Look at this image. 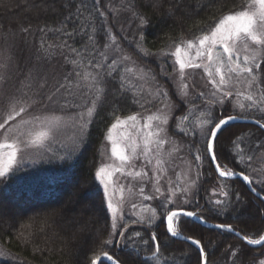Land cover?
<instances>
[{
  "label": "trees",
  "instance_id": "16d2710c",
  "mask_svg": "<svg viewBox=\"0 0 264 264\" xmlns=\"http://www.w3.org/2000/svg\"><path fill=\"white\" fill-rule=\"evenodd\" d=\"M129 4L145 17L146 25L140 27L139 19L126 8ZM244 4L246 0H99V3L96 0H0V36L28 37L36 42L43 39L57 44L66 40L71 47L80 49L88 43L90 25L96 27L95 36L101 47L105 42L111 43L106 31L110 30L122 51L151 70L152 77L167 88L177 106L170 132L183 140L194 157L204 137L191 131L185 136L174 129L176 118L186 112L187 106L177 96L172 82L163 75L172 72L168 60L171 56L166 54L176 43L208 32L217 19L240 10ZM96 9L104 12V17H100ZM65 31L74 34L69 38L64 36ZM158 53L165 54L164 58L159 59ZM48 63L65 74L71 71V65L59 54ZM119 74L107 81L106 99L92 119L85 142L80 143L74 155L62 160L53 155L41 158L36 163L18 167L0 182V250L6 254L0 264H90L94 254L100 252H108L121 264H155L144 258L154 248L142 247L137 252L118 235L113 239L119 243L101 247L102 241L111 239V218L94 172L101 164L107 130L117 116L136 114L147 108L142 107L141 102L136 103L139 95L128 83V91H117ZM38 108L52 114L71 115L53 105H47V110L45 106ZM230 114L247 115L264 122V114L259 111L241 114L232 111L229 105L215 106L213 119L218 121ZM236 144L245 156L254 154L259 158L264 154L261 147L264 131L255 124L232 122L218 133L217 141L221 165L249 174L253 187L264 195L261 176L252 174L246 163L238 159ZM200 151L204 155L202 146ZM196 165V193L182 208L206 220L230 224L250 239H259L264 234V201L250 191L240 177H220L206 155L202 163ZM253 167L259 169L261 161L253 162ZM221 185L226 186L227 198L218 195ZM237 193L239 201H236ZM216 199L230 203L227 207L216 206L213 203ZM159 204L156 203L160 217ZM125 223L129 225L127 235L139 231L150 245L151 233L155 232L162 258H175L179 264H199L196 246L168 234L161 218L151 227L146 223L133 224L128 219L120 224ZM177 227L181 235L202 241L208 264H255L264 258V244H247L232 232L206 227L186 216L178 218ZM100 264L109 263L101 261Z\"/></svg>",
  "mask_w": 264,
  "mask_h": 264
},
{
  "label": "snow or ice",
  "instance_id": "6c2138e0",
  "mask_svg": "<svg viewBox=\"0 0 264 264\" xmlns=\"http://www.w3.org/2000/svg\"><path fill=\"white\" fill-rule=\"evenodd\" d=\"M99 3V0H96ZM127 10L131 11L132 15L139 19L140 27L148 23L144 16L139 15L134 7L129 4ZM100 17H104L105 13L96 9ZM91 16V13L89 14ZM88 23V19H85ZM91 31L87 36L88 43L80 49L71 47L66 40H62L59 44L49 43L42 39L40 50L43 51L44 57L51 59L54 54H59L63 57L65 63L71 65L69 74L64 75L62 79H54V82L49 84L45 75L36 72L35 75L30 71L25 77L29 81L27 84L22 83V87L17 89V93H5V98L0 100V109L3 115H0V135L11 143L0 142V149L8 148L10 151L0 155H6L7 159L0 161V182L7 178L8 173L12 169V165L17 159V144L23 143L22 137L29 135L23 131L26 125L38 122L46 124L49 131H41L35 134V138L25 143V147L39 144L49 136V133L60 126L63 122L61 117L56 116H32L30 120H24V116L30 115L34 108L44 105L47 110V105L55 106L59 111L68 115V119L77 129V135L74 137V143H84L88 135V129L98 112L100 106L103 105L107 96V81L116 78L119 74L118 92L124 93L128 91L127 83L130 82L126 74H132L139 80H146L147 73L137 75V70L133 67H127V63L131 57L127 54H122V49L119 46L117 38L107 31L110 44L105 42L102 47L96 40V27L91 26ZM24 31H27L26 29ZM43 32L44 29H41ZM48 31L59 32L60 29H48ZM73 32H64V36L71 37ZM143 36H141V40ZM66 50V51H65ZM189 50H195V56L189 57ZM244 53L241 55V53ZM148 53L145 52V55ZM175 57L174 64L179 66L180 79H186L185 70L189 68H204V71L209 76V83L213 90L205 95L200 93L199 96L204 98L203 106L205 111L200 113L201 119L197 117L195 122L190 121L189 115L177 117V128L185 136L189 132L201 130L204 136L200 145H197L194 155L195 162H201L206 155L209 161L215 166V170L220 177L239 176L245 183H252V177L245 174L243 170L236 172L227 166H222L217 156V141L218 133L230 121L237 119H248L247 115H227L219 118L218 121L212 119L215 106L224 107L226 102L233 97L236 98V103L233 104V111L239 110V113L246 114L259 111L264 114V0H246V4L240 7V10H233L221 16L215 21V26L202 34L189 40H182L174 45V51L167 53ZM70 56L74 58H69ZM40 57H38L39 59ZM85 60L87 63H85ZM194 60H200V63H194ZM110 61V62H109ZM11 63L10 57L4 56L0 52V91H3L7 83V74L5 69ZM174 71L176 69L174 68ZM187 84H181L179 95L183 98L187 95ZM24 89H27L26 91ZM160 98V114H152L143 118L144 123L137 132L140 133V141L132 139L129 143L121 145L120 139L113 135V130L121 126H126L128 121L135 122L139 119L137 114L127 116L121 119L119 116L111 123L107 130L106 139L111 142V153L113 157L118 158L121 165L131 164L139 156L147 157L150 153V146L156 148V155L159 156L163 151L168 141L161 137L162 133H166V126L169 123V118L173 109V104L168 97V93L162 87L153 96V99ZM151 103V101H145ZM186 102V101H185ZM136 103H140L139 100ZM143 107V105H141ZM193 108L190 111H194ZM188 122V127L181 125ZM261 129H264V122L255 120ZM201 146L203 147L204 155H201ZM130 149L128 154H125L124 148ZM238 152V159L246 163V166L251 169L252 174L261 176V183H264V154L261 157H256L254 154L245 156L239 144L235 145ZM264 148V145H261ZM261 161L259 169L253 167V162ZM151 163V160L148 161ZM162 159H157V170L163 172ZM123 167H114L110 164H101L96 167L94 179L103 187V197L107 205V209L111 212V237L117 235L123 239L128 247L135 248L137 252L141 248L151 246L154 250L151 255L146 257L147 260L154 261L155 264H179V261L172 257H161V244L155 232L151 233L150 241L143 239L139 231L127 235L129 230L128 224L120 225L123 221L122 215L118 216L121 211L123 200L114 202L116 195L115 181L113 179L114 172H122ZM129 175L136 177L148 176L147 172H129ZM159 184V181H156ZM195 184L193 180L191 182ZM190 184L185 183L183 187L177 185L168 189L167 195L161 191L159 186L155 187V196L160 197V217L165 223L166 232L172 237L180 236L177 227V220L181 216L197 217L194 211H187L183 208L170 207L174 204L173 197L179 194L184 196V203H189L187 195L189 194ZM225 185H221L218 193L219 196L227 198L228 191L224 190ZM122 191V189H121ZM255 191V189H253ZM144 190L141 189L143 196ZM155 196H143L144 200L154 199ZM240 200V194H236V201ZM216 206L229 205L226 199H216L213 201ZM135 207V205H133ZM147 211V207H145ZM151 216L145 220L143 215H139L138 220H133L132 223H146L149 227L152 226L157 218V208L150 209ZM203 223H207L202 217H197ZM213 227L234 231L231 225L216 224ZM239 235V233H237ZM243 240L252 245L264 244V234L259 236V239H250L248 236H243ZM183 240L189 241L196 246L199 252V264H208L206 248L200 239L192 236H185ZM119 243L114 239H106L102 241L101 247ZM235 255V253H233ZM111 261V264H121L117 259H114L108 252H100L94 254L90 264H97V261ZM259 264H264V259L259 261Z\"/></svg>",
  "mask_w": 264,
  "mask_h": 264
},
{
  "label": "rangeland",
  "instance_id": "374dc122",
  "mask_svg": "<svg viewBox=\"0 0 264 264\" xmlns=\"http://www.w3.org/2000/svg\"><path fill=\"white\" fill-rule=\"evenodd\" d=\"M40 45L41 42L33 41L28 37H9V35L6 37L0 36V52H2L4 56L10 57L11 59L9 67L5 69L8 79L3 91H0V100L5 98V93H17V89L22 87L21 82H23V84L29 83L25 77L30 71L33 75H35L36 72H39L41 75H45L49 81V84L53 83L54 79H62L64 75H67L60 70H55L56 66L53 63H48L52 58L56 57L57 54H54L51 59L44 57L43 51H38L40 49ZM173 51L174 48L170 52ZM122 54H127L131 57V55L125 51H122ZM243 54L244 53L242 52L241 55ZM164 55L165 54L158 53L159 59L164 58ZM194 56L195 50H189V57ZM38 57L40 58L38 59ZM168 60L172 72L170 71V73L163 75L172 82L177 96L184 102V104H186L187 110L183 115H189L190 121L192 122H195L197 117H200L201 119L207 118L200 116V113L205 111V108L203 106L204 98L200 97L199 94L205 93V95H207L213 90V88L209 83L210 78L204 71V68L201 67L186 69V79L182 81L179 75V66L174 64L175 57L171 56L168 58ZM193 62L200 63V60H194ZM126 66L133 67L135 70H137V75H143L144 73H147L146 80H139L132 74H126L130 80L128 83L129 86L138 93L141 104L147 108L136 113L139 119L135 122V124L131 121H128L126 126H121L118 129L113 130V135L120 139L122 146L126 143H129L132 139H136L138 143H141V147H143L142 142L140 141L141 134L137 132V129L140 128L144 123V117L154 113L160 114V98L157 97L156 99H153V96L160 87L166 90L167 93L168 90L161 82L152 77L153 75L151 70L147 69L134 58L131 57V60ZM174 68L176 71H174ZM181 84L188 85L186 89L187 95L183 98L179 95ZM24 90L26 91L27 89ZM168 97L173 104V109L169 118V123L166 126V133L161 134V137L166 139L168 143L165 145L159 156L156 155V148L154 146H150L149 156H139V158L135 159L131 164L121 165L118 158L112 156L111 142L106 139L104 144L101 164H110L114 167H123L122 172H114L113 175L115 187L117 189L114 202L123 200L121 211L118 212V216L122 215L124 217L123 221L125 219L130 221L138 220L139 215H143L145 220H147L151 216L150 209L157 208L156 203L161 202L160 197L155 196L156 186H159L161 191L167 195L168 189L170 187H175L177 185L183 187L185 183H187L191 185L189 188V194L187 195L189 203L195 196L198 181V171L196 164L198 162L194 161V157H192L190 152H188L183 140L170 132V123L177 106L171 99L169 93ZM145 101H151V103H146ZM236 102V98L233 97L231 100L226 102L225 105H229L233 111V104ZM217 106L220 107L219 105ZM38 107H44V105ZM38 107L34 108L30 115L24 116L23 119L30 120L32 116H56L61 117L63 122L58 128L53 129L49 133V136L41 143L30 145L29 147H25V143L35 138L36 133L41 131H49V127L46 124H40L38 122L26 125L23 131L25 133H29V135L22 137V140L24 141L23 143L17 144L16 163L12 165V169L8 175L22 165L36 163L39 161V159L41 160V158H47L51 155L58 158V160L68 158L70 155H74L80 146V143L77 144L73 142L74 137L77 135V129L72 125V122L68 119V116L56 113L52 114L48 111L45 112L44 109H39ZM193 108H195V110L190 111ZM235 112H239V110L237 109ZM133 114L135 113L128 114L120 118L124 119L127 116ZM0 115H3L2 109H0ZM0 122H2V119H0ZM177 123L178 120L174 125V129L179 131L177 128ZM181 126L187 128L188 122H185ZM195 133H197L200 137H204L201 134V130L199 129H197ZM0 142L11 143L12 141L7 140L5 137L0 135ZM8 151H10L8 148L0 149V154L7 153ZM124 151L125 154H128L130 149L125 147ZM6 159V155H0V161ZM157 159H162L164 161L162 173L157 170ZM149 160H151L150 164L148 163ZM129 172H147L148 176L136 177L134 175H129ZM157 180L159 181V184L156 183ZM193 180L195 181V184L191 183ZM141 189L144 190L143 196H155V198L151 200H144L143 196L141 195ZM173 199L174 204L170 206L175 208H182L183 206L189 204L184 203L185 197L180 196L179 194L174 196ZM133 205H135V207H133ZM145 207H147V211L145 210ZM109 213L110 218L112 219L111 212L109 211ZM158 219L159 213L157 208V218L154 220L153 224L157 222ZM123 221H120V223ZM110 238L113 239L111 236ZM5 257L6 254L0 250V260L4 259ZM260 260H258L255 264H259Z\"/></svg>",
  "mask_w": 264,
  "mask_h": 264
},
{
  "label": "water",
  "instance_id": "95a60500",
  "mask_svg": "<svg viewBox=\"0 0 264 264\" xmlns=\"http://www.w3.org/2000/svg\"><path fill=\"white\" fill-rule=\"evenodd\" d=\"M255 120H258V119H255V118H251V117H249L248 119H243V118H241V119H237V120H234V121H230L229 123H232V122H237V123H251V124H255V125H257L256 123H254V121ZM258 126V125H257ZM259 127V126H258ZM263 131H264V129H262ZM213 165V164H212ZM213 167H214V170H215V166L213 165ZM215 172H216V170H215ZM217 173V172H216ZM218 174V173H217ZM235 177H239V176H235ZM247 184V187H248V189L250 190V191H252L257 197H259L260 199H262L263 201H264V195L263 194H261L259 191H257L254 187H253V185H252V183H246ZM253 189H255V191H253ZM185 210H187V211H191V210H188V209H185ZM187 217V216H186ZM197 217H201V216H199L198 214H197ZM197 217H189V218H191L192 220H194L195 222H198V223H200V224H202V225H204V226H206V227H209V228H215V229H220V228H216V227H213V225H216V224H225V223H219V222H212V221H209V220H206L205 218H203L204 220H206L207 221V223H203V222H201V220L200 219H198ZM225 225H230V224H225ZM234 229V228H233ZM220 230H225V229H220ZM225 231H227V230H225ZM229 232H232V233H234V234H236L237 236H239L241 239H242V237L243 236H245V235H243L242 233H240L239 231H237V230H235L234 229V231H229ZM237 233H239V235L237 234ZM178 237H180L181 239H183V237H185L184 235H181L180 234V236H178ZM243 240V239H242ZM245 241V240H244ZM189 242V241H188ZM247 244H249L247 241H245ZM250 245H252V244H250ZM110 255V254H109ZM151 254H149V255H145L144 256V258H146V257H148V256H150ZM104 262H107V263H109V264H111V261H108V260H103ZM100 262L101 261H97V264H100Z\"/></svg>",
  "mask_w": 264,
  "mask_h": 264
}]
</instances>
